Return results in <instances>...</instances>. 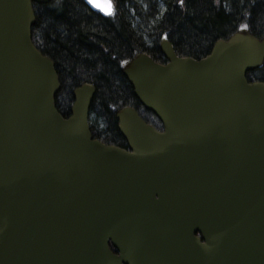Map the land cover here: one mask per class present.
Wrapping results in <instances>:
<instances>
[{
  "label": "water",
  "instance_id": "obj_1",
  "mask_svg": "<svg viewBox=\"0 0 264 264\" xmlns=\"http://www.w3.org/2000/svg\"><path fill=\"white\" fill-rule=\"evenodd\" d=\"M50 1L0 0V264H264V81L247 79L264 39L236 32L195 59L164 38L166 63H127L163 124L121 108L127 151L93 137V84L57 109L58 73L32 39L33 4Z\"/></svg>",
  "mask_w": 264,
  "mask_h": 264
},
{
  "label": "trees",
  "instance_id": "obj_2",
  "mask_svg": "<svg viewBox=\"0 0 264 264\" xmlns=\"http://www.w3.org/2000/svg\"><path fill=\"white\" fill-rule=\"evenodd\" d=\"M115 13L104 16L85 0H51L33 5L32 39L54 62L60 89L55 95L59 112L68 117L74 90L95 86L90 105L94 138L127 145L118 128L117 112L136 108L157 129L163 126L145 109L124 74L127 63L146 53L165 63L160 44L166 38L177 55L202 59L218 40L236 32L264 39V0H113ZM249 81H264V63L247 73Z\"/></svg>",
  "mask_w": 264,
  "mask_h": 264
},
{
  "label": "flooded vegetation",
  "instance_id": "obj_3",
  "mask_svg": "<svg viewBox=\"0 0 264 264\" xmlns=\"http://www.w3.org/2000/svg\"><path fill=\"white\" fill-rule=\"evenodd\" d=\"M118 146V145H116ZM118 147H121L122 149H125L127 151L130 150L129 146L128 145H125V146H118ZM196 235L198 236H201L200 233H197ZM109 246H110V249L112 250V252L115 254V255H120V252L119 250L112 244V243H109ZM123 264H126V263H123Z\"/></svg>",
  "mask_w": 264,
  "mask_h": 264
}]
</instances>
